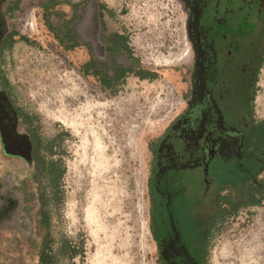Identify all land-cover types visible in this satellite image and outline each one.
Here are the masks:
<instances>
[{"label": "rangeland", "instance_id": "rangeland-1", "mask_svg": "<svg viewBox=\"0 0 264 264\" xmlns=\"http://www.w3.org/2000/svg\"><path fill=\"white\" fill-rule=\"evenodd\" d=\"M59 8L73 13L69 4ZM77 12L76 30L88 45L65 49L41 16L40 29H26L30 42L17 39L1 66L16 87V102L38 115L41 135L49 139L67 133L56 156L67 167L59 227L76 242L85 241L86 256L75 263L161 264L151 218L153 145L165 133L180 92L174 86L180 81L177 73L195 64L187 13L179 0H90ZM100 12L112 31L125 36L141 65L157 73L155 79L131 73L115 81L113 90L102 85L103 74L114 75L113 66L133 62L105 50ZM27 14L19 13L18 22ZM51 22L57 24L54 15ZM92 55L101 61V72L89 66ZM255 108L264 119V65ZM74 109L84 113L81 119ZM62 112L74 118L73 126L60 121ZM33 175L30 154L14 155L0 146V264L38 262ZM223 242L231 260L264 264V202L229 217L214 239L209 264L213 259L233 264L224 256Z\"/></svg>", "mask_w": 264, "mask_h": 264}, {"label": "flooded vegetation", "instance_id": "flooded-vegetation-1", "mask_svg": "<svg viewBox=\"0 0 264 264\" xmlns=\"http://www.w3.org/2000/svg\"><path fill=\"white\" fill-rule=\"evenodd\" d=\"M179 1L187 13L195 64L188 70L187 107L153 145L150 191L162 223L170 209L177 226V231L161 238V256L170 264H197L179 229L176 212L181 204L200 198L204 207H210L219 191H234L224 182L227 177L240 191L250 177L246 188L257 191L250 163L264 165L252 138L262 120L256 115L258 82L253 80L264 53V0ZM11 5L12 0H0V35L3 29H12L7 19ZM16 109L12 96L0 86V146L10 153L17 150L20 156L31 155ZM257 177L264 179V171Z\"/></svg>", "mask_w": 264, "mask_h": 264}, {"label": "trees", "instance_id": "trees-1", "mask_svg": "<svg viewBox=\"0 0 264 264\" xmlns=\"http://www.w3.org/2000/svg\"><path fill=\"white\" fill-rule=\"evenodd\" d=\"M88 1L90 0L74 2L71 0H12L13 5L9 8L10 15H7L12 29H3L0 35V86L12 96L17 108L19 128L25 132L31 147L30 156L34 166L33 182L37 185L36 200L38 201V207L33 214L35 219L34 232L40 243L37 247L39 252L37 264H76L75 259L77 257L84 260L86 256L85 241L76 242L73 237L59 227L61 219L60 207L64 201L63 181L67 167L65 159L56 156L59 154L60 147H62L67 133L61 131L49 139L41 135L37 127L38 115L16 102V87L3 71L1 64L6 52L13 48L14 42L17 40L16 36L19 34L14 21L16 12H23L34 5L43 8L45 19H49L51 13H55L58 16L60 19L58 26L54 28L50 26V30L54 33L59 44L65 49L73 50L78 46L88 45L82 40L76 30V25L80 19L77 9L84 6ZM61 4L72 6L73 13L71 16L60 9H56ZM99 6H102L100 2ZM100 20L103 27L102 30L106 34L105 47L108 54H126L133 62L130 66L123 64L113 66L114 75L110 77L109 74H103L102 85L113 90L115 81L125 80L127 74L131 73L139 76L140 79H155L157 73L141 65L140 60L135 57L131 47L126 43L125 36L118 31H112L107 28L102 12H100ZM189 38L192 40V37ZM19 40L30 42V38L25 35H21ZM263 54V52L260 53L258 59L254 83L259 81V75L264 65ZM100 62L95 55H92L89 66L95 67L101 72L102 64ZM256 89L258 91V86ZM256 92L254 93L256 94ZM252 138L256 139L253 148L255 153H257V157L264 158V119L257 124ZM16 151L13 150L14 153L12 154L18 155ZM250 166H252L257 176L264 171V165L258 161L250 163ZM257 176L255 177L257 180V191H252L249 185L246 188L245 183L246 181H251L250 177L244 180L241 186L242 191L239 190V187L235 189L234 181H229L227 177L224 182L230 184L234 191L226 194H221V191H219L215 202L210 207L207 204L204 207L201 202L203 200L200 198L188 200L181 204L178 212H176L178 218H180L179 229L182 232L188 250L195 257L197 264H209L214 239L220 234L229 217L238 214L241 209L263 204L264 179H259ZM153 194L154 192L151 191L152 196ZM152 203V231L160 246L161 238L173 230L177 231V226L173 221V211L168 209L171 223L168 221V215H166L167 221L163 220L162 223L163 217L157 212L155 203ZM160 259L161 264H170L164 257L160 256Z\"/></svg>", "mask_w": 264, "mask_h": 264}, {"label": "crops", "instance_id": "crops-1", "mask_svg": "<svg viewBox=\"0 0 264 264\" xmlns=\"http://www.w3.org/2000/svg\"><path fill=\"white\" fill-rule=\"evenodd\" d=\"M56 9H60L59 5L56 7ZM24 11H27L28 14L26 15V17L20 19L19 22H18V14L22 13V12L17 11L16 12V16L14 18V21L16 22V29L19 32V34L16 36V39H18V40H19V37L21 35L27 36L26 35L27 34L26 29H40L39 25H38L39 24V20L41 19L40 17L42 16V18H44V11H43V8H41L40 6H37V5L30 6ZM52 15H54L57 18V24L56 25L51 22ZM24 19H27V20L31 21V26L29 28H26L23 25V20ZM44 20H45L46 27L48 29H51L50 26L53 27V28L58 26L60 19L58 18V16H56L55 13H51L50 18L49 19H45L44 18ZM106 26H107L108 29H114L112 26H109L107 24H106ZM19 29H22V31H19ZM100 29H103L102 25L100 26ZM188 47L190 48V50H192V47H191L190 43H189ZM191 67H192V65L188 64V67L186 68V70L184 72L185 75L188 74V70ZM184 74L183 73H179V74L177 73L176 77L180 81H176L174 83V86L176 88L179 87V91L180 92L176 95V98L174 99V103L172 105L173 107H172V110H171L172 112L170 113V116L167 119V123H166L164 129H166L184 111V109L187 107V101H186L185 97H186V93L188 92L189 83H188V75L184 76Z\"/></svg>", "mask_w": 264, "mask_h": 264}, {"label": "bare ground", "instance_id": "bare-ground-1", "mask_svg": "<svg viewBox=\"0 0 264 264\" xmlns=\"http://www.w3.org/2000/svg\"><path fill=\"white\" fill-rule=\"evenodd\" d=\"M27 24H31V21H27V22H24L23 23V25H27ZM68 80V79H67ZM69 80H71V79H69ZM74 81V80H73ZM58 82H59V80H58ZM64 83L65 84H69V83H67V81H64ZM73 83V82H72ZM83 93V92H82ZM86 94V93H85ZM69 96V95H68ZM67 97V96H66ZM82 97V96H81ZM60 98V97H59ZM85 99V98H84ZM61 100V99H60ZM63 100V99H62ZM66 100V99H65ZM68 100V99H67ZM70 100V99H69ZM62 102V101H61ZM63 103V102H62ZM60 104V103H59ZM64 104V103H63ZM59 106V105H58ZM61 107H62V105H61ZM84 107V106H83ZM63 108V107H62ZM65 108V107H64ZM81 108H82V106H81ZM84 109H86V108H84ZM87 111L88 112H92V109H91V107H87ZM74 112H77L75 109H74ZM78 113V115H77V117H81L84 113H81L80 114V112H77ZM102 113V112H101ZM73 115V114H72ZM90 114H88V116H89ZM103 115V114H102ZM91 116V115H90ZM99 116H101V115H99ZM98 116V117H99ZM59 119V118H58ZM81 119V118H80ZM84 120V119H83ZM88 120V119H87ZM60 121L61 122H63L64 124H66V125H68V126H73L74 125V118L73 117H71V116H69V115H67V114H65L64 112H62V114L60 115ZM75 121H76V117H75ZM86 121V120H85ZM75 123H77V122H75ZM81 124V123H80ZM79 124V125H80ZM223 251H224V256H225V258L226 259H228V260H230V261H233V264H236L237 263V261L239 262V264H249V263H247V260H245V259H241V257H240V259H238L237 261L235 260V259H233V260H231V256L229 255V249H228V245L227 244H225V242H223ZM228 249V252H226L225 251V249ZM231 249V248H230ZM239 249V248H238ZM241 255V254H240ZM237 257V256H236ZM222 258V257H221ZM211 264H217V262H216V260L215 259H213V261H212V263Z\"/></svg>", "mask_w": 264, "mask_h": 264}]
</instances>
